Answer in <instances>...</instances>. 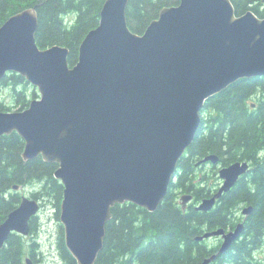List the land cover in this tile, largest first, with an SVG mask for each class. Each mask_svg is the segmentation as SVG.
<instances>
[{
    "label": "water",
    "instance_id": "1",
    "mask_svg": "<svg viewBox=\"0 0 264 264\" xmlns=\"http://www.w3.org/2000/svg\"><path fill=\"white\" fill-rule=\"evenodd\" d=\"M128 3L105 1L74 66L69 48L38 46L36 7L0 26V81L17 72L39 93L24 110L0 111V136L17 132L25 160L42 156L59 164L55 177L65 187L60 222L78 264H96L117 203L157 210L200 128L206 101L242 78L264 76V17L253 10L238 15L232 0H180L164 6L140 34L129 27ZM219 160L209 154L198 165ZM250 169L245 160L221 167V185L195 208L213 209ZM193 200L192 192L184 193L183 210ZM41 208L40 200L23 196L0 225V249L13 233L29 235ZM244 228L245 220L196 236L222 238L202 264L227 252ZM25 262L35 264L31 256Z\"/></svg>",
    "mask_w": 264,
    "mask_h": 264
},
{
    "label": "trees",
    "instance_id": "2",
    "mask_svg": "<svg viewBox=\"0 0 264 264\" xmlns=\"http://www.w3.org/2000/svg\"><path fill=\"white\" fill-rule=\"evenodd\" d=\"M105 1L0 0V26L15 13L36 7L38 46L58 44L69 48L68 62L74 66L83 39L100 23ZM179 2L129 0L126 13L130 29L140 34L145 32L164 6ZM232 2L238 15L251 9L264 17V0ZM1 83L12 88L18 110L26 109L32 99L39 97L37 88L17 72H9ZM11 107L0 101V111H12ZM201 116L200 128L180 158L176 177L157 210L150 212L131 202L112 207L113 218L107 223L104 247L96 264H201L218 247L210 248L195 237L221 227L234 229L241 219L237 215L239 207L248 203L254 205V210L245 220L242 236L212 264H264L255 257L256 251L264 246V76L242 78L211 96ZM24 146L25 140L17 132L0 136V225L21 202V192L13 190L15 184L28 188L32 198L41 201V207L55 204L60 220L65 187L55 177L59 164L46 162L42 156L25 160ZM209 154L219 155L218 164L222 167L245 160L253 169L224 193L213 209L202 211L195 208L196 204L210 197L218 185L203 172L207 163L198 165ZM212 170L217 172L215 166ZM188 192L194 194V201L183 210L178 198ZM38 218L31 220L34 235L38 233ZM35 237L27 241L23 235L13 233L0 249V264H25L28 253L35 255L33 244L39 246ZM57 245L67 264H78L67 248L61 222Z\"/></svg>",
    "mask_w": 264,
    "mask_h": 264
},
{
    "label": "rangeland",
    "instance_id": "3",
    "mask_svg": "<svg viewBox=\"0 0 264 264\" xmlns=\"http://www.w3.org/2000/svg\"><path fill=\"white\" fill-rule=\"evenodd\" d=\"M0 101L4 102L7 106H13L11 107L12 111L18 110V108L15 107V100L12 94V88L6 84L1 83V81H0ZM212 166H215V170L217 172H214L212 170ZM221 167H222L221 164L213 165L209 163L206 166H204L203 169V172L207 173V175L210 177L211 182H218V185L216 186L217 189L222 183V179L219 176V170L221 169ZM19 191L22 194V198L23 196H28L32 198V195L30 194V190L28 188L26 189L22 188ZM181 196L179 197L181 198ZM54 205L55 204L47 203V205L42 207L38 215L39 228L37 235H34L31 232L27 236L23 235L24 237H26L27 241H31L32 238L35 236H36L35 238L38 239L39 246L37 247L33 244V248L36 251L35 255L32 256L28 253L25 256V258L27 256H31L35 264H67L63 259V257L61 256L57 245L60 220L56 214V209H55L56 207ZM242 206L244 205H241L239 207L240 209L237 211V215L241 218L237 222V224L243 221V219L245 218L243 217V212L241 208ZM221 242H222V238L218 236H214L206 240V243H208L210 248L213 246H217V247L220 246ZM255 257L257 259H262L264 261V246L258 251H256ZM227 264H233V263H227Z\"/></svg>",
    "mask_w": 264,
    "mask_h": 264
},
{
    "label": "flooded vegetation",
    "instance_id": "4",
    "mask_svg": "<svg viewBox=\"0 0 264 264\" xmlns=\"http://www.w3.org/2000/svg\"><path fill=\"white\" fill-rule=\"evenodd\" d=\"M250 168H251V169H250L248 172H250V171L253 169V168H252V165L250 166ZM248 172H247V173H248ZM216 190H217V189H216ZM216 190H215V191H216ZM216 204H217V203H216ZM243 205H244V206H242V212H243V209H244L246 206H250V205L253 206V209H252L251 213L253 212V210H254V205H253V204L248 203V204H243ZM215 206H216V205H215ZM251 213H250V214H251ZM243 217H245V218L243 219V221H244V220L247 219L248 216L246 217V216L243 214ZM241 222H242V221H241ZM229 230H230V228H229ZM242 234H243V233H242ZM20 235H21V234H20ZM205 240H206V239H205ZM199 242H200L201 244H205V243H206V241H204V240L199 241ZM207 245H208V243H207ZM219 247H220V246H218V248H217L216 251L210 253V255L216 253V252L219 250ZM210 255H208V256H210ZM208 256H207V257H208ZM218 256H219V255H218ZM204 259H205V258H204ZM204 259H203V260H204ZM216 260H217V258H216L214 261H212L210 264L214 263ZM202 262H203V261H202ZM201 264H202V263H201Z\"/></svg>",
    "mask_w": 264,
    "mask_h": 264
}]
</instances>
